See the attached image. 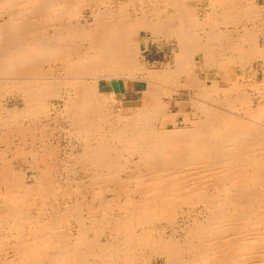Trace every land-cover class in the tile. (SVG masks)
<instances>
[{
    "label": "bare ground",
    "instance_id": "obj_1",
    "mask_svg": "<svg viewBox=\"0 0 264 264\" xmlns=\"http://www.w3.org/2000/svg\"><path fill=\"white\" fill-rule=\"evenodd\" d=\"M261 21L254 0H0V105L20 103L0 114V264H264ZM110 78L137 109L112 112Z\"/></svg>",
    "mask_w": 264,
    "mask_h": 264
},
{
    "label": "rangeland",
    "instance_id": "obj_2",
    "mask_svg": "<svg viewBox=\"0 0 264 264\" xmlns=\"http://www.w3.org/2000/svg\"><path fill=\"white\" fill-rule=\"evenodd\" d=\"M254 1L261 15V19H262L261 24L263 26V33H264V0H254ZM81 19H82L81 21H84V19H91V17L89 16V13H82ZM146 35H147L146 33L142 34L140 36V39L138 38L137 41L141 42L142 39H146L147 38ZM171 49H172V46L170 45V43L165 42L163 40L161 47L159 49L155 45L152 44L148 47V50H145L143 52V55L146 57V62L149 61L151 64L158 66L162 64H167L169 62V57L171 56ZM129 54L131 56L130 59H132L131 61L139 62L138 60L140 59L141 53L138 50L133 51L131 53L124 52V56L127 58ZM199 75L200 77L202 76L200 79V81L202 82L204 80L203 77L205 76L202 73H200ZM209 79L215 83L222 84L224 83V81L227 80V76L225 74H222L218 77V79L216 78L217 80L215 78L213 79L209 78ZM178 82L179 80L177 79L174 80V83L172 84V87L169 90V95L167 96L169 100L168 107L173 109L174 112L181 109L182 101L185 99V97L179 95L181 91L184 92L185 90H182L179 88L177 84ZM135 84L136 83L134 81L126 80V79H117V78H110L109 80L101 79L99 83V90H100L99 92L100 94H104V96L109 99L108 105L110 109L112 110V112H114L115 114L125 116L128 113H130V111L137 109V107L140 105V102H141L140 101L141 93H140V90L138 89V86H136ZM3 101L6 107H8V109L11 108L13 111H15L14 110L15 106H20V103L18 104V102H15L14 97H5ZM5 105H0V114H2V112L5 111L4 109ZM48 105L51 108H53L55 106L58 107L60 104L56 100L51 99L50 101H48ZM22 113L23 111L20 108L16 111L15 115L16 117H19ZM52 120H49V123ZM50 127L55 128V124L53 123V126H52V123H51ZM55 129L57 130L58 128H55ZM58 132L59 131L54 132L55 133L54 138L50 139L51 142H54V144H57V145H58V142L56 143V137L58 136V134L56 133ZM60 142H61V145L65 144V142H62V141ZM16 204L21 209L22 212L24 211V212L29 213V212L38 211L37 201L30 196H25V197L20 198ZM195 210H199V209L196 208ZM159 214L164 222L168 220H174L177 218V206H173V207L163 206L159 209ZM165 226L166 224H163V225L159 224V226L157 227L158 230L160 231H166L165 232L166 235L165 236L163 235L162 237H160V240L162 242H175L176 239L173 237H170L171 231L169 230L168 227H165Z\"/></svg>",
    "mask_w": 264,
    "mask_h": 264
}]
</instances>
